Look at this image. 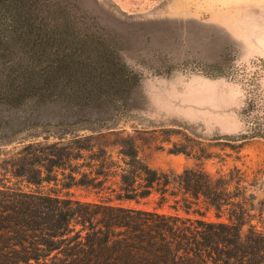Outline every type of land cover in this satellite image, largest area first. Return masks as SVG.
I'll use <instances>...</instances> for the list:
<instances>
[{
  "label": "trees",
  "instance_id": "16d2710c",
  "mask_svg": "<svg viewBox=\"0 0 264 264\" xmlns=\"http://www.w3.org/2000/svg\"><path fill=\"white\" fill-rule=\"evenodd\" d=\"M0 60V104L13 110L106 114L123 110L138 83L48 0H0ZM241 115L245 130L232 142L264 141V109L250 103ZM107 137L115 140L104 146ZM10 175L13 187L0 184V264H264L263 211L237 167L154 170L134 139L111 134L28 144ZM78 189L95 199L76 198ZM152 197L153 209L139 207Z\"/></svg>",
  "mask_w": 264,
  "mask_h": 264
},
{
  "label": "rangeland",
  "instance_id": "374dc122",
  "mask_svg": "<svg viewBox=\"0 0 264 264\" xmlns=\"http://www.w3.org/2000/svg\"><path fill=\"white\" fill-rule=\"evenodd\" d=\"M48 1L81 36L114 52L138 83L123 110L106 114L0 104V184L14 186L11 165L28 144L115 134L134 139L138 157L154 170L241 169L263 211L253 223L264 227V141L231 140L245 130L241 113L250 103L264 109V51L249 50L226 30L243 22L264 27V0ZM4 69L0 60V78ZM106 148L119 161L117 149ZM177 148L192 153H174ZM71 192L95 199L85 190ZM156 198L139 207L153 209Z\"/></svg>",
  "mask_w": 264,
  "mask_h": 264
},
{
  "label": "crops",
  "instance_id": "0c3cea01",
  "mask_svg": "<svg viewBox=\"0 0 264 264\" xmlns=\"http://www.w3.org/2000/svg\"><path fill=\"white\" fill-rule=\"evenodd\" d=\"M226 30L249 50L264 51V27H252L243 22L241 26L227 24Z\"/></svg>",
  "mask_w": 264,
  "mask_h": 264
}]
</instances>
